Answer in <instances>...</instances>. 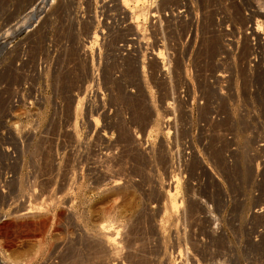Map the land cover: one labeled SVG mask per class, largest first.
Listing matches in <instances>:
<instances>
[{"label": "rangeland", "instance_id": "obj_1", "mask_svg": "<svg viewBox=\"0 0 264 264\" xmlns=\"http://www.w3.org/2000/svg\"><path fill=\"white\" fill-rule=\"evenodd\" d=\"M123 1L4 0L0 264H264L256 88L211 82L264 0Z\"/></svg>", "mask_w": 264, "mask_h": 264}, {"label": "built area", "instance_id": "obj_2", "mask_svg": "<svg viewBox=\"0 0 264 264\" xmlns=\"http://www.w3.org/2000/svg\"><path fill=\"white\" fill-rule=\"evenodd\" d=\"M3 5L4 0H0V28L4 25L5 19V17H3ZM246 20L247 22L245 25L237 27V30L223 33L224 41L215 62L217 74L212 75L211 82H228L226 86L231 89L230 87L232 85H235V87L238 86V78L235 77L232 79V73H239L242 71H247L249 73L247 76L250 77L247 79L246 84L249 86L253 85L256 88V97L254 98L256 101L255 103L253 102V106L250 108V110L255 111L254 127L256 130V139L254 140V144L249 148L258 153L256 155L257 161L255 165L259 178L260 174H263L264 168V22L259 28L256 17H247ZM165 63L166 62H163V66L167 71L169 65L167 63L165 66ZM221 89L223 88L221 87ZM250 91H246V97L249 98H246L247 100L253 99L251 96L253 92ZM220 116L223 117L218 110L213 108L212 116L210 117L212 125L218 123ZM171 120H168V122ZM232 134L234 135L226 132L227 139H224V149L227 151L225 160L226 163L230 165H237L240 163L239 161L237 162V153L241 151L243 147L235 139L236 134ZM261 170L262 172L260 173Z\"/></svg>", "mask_w": 264, "mask_h": 264}, {"label": "bare ground", "instance_id": "obj_3", "mask_svg": "<svg viewBox=\"0 0 264 264\" xmlns=\"http://www.w3.org/2000/svg\"><path fill=\"white\" fill-rule=\"evenodd\" d=\"M138 1H140V0H138ZM123 3H124V5H125V7L128 5V3H129V0H124L123 1ZM138 3V2H137ZM29 16H32L33 17V15H34V13H35V9H33L32 11H30V9H29ZM31 17V18H32ZM12 33V32H11ZM215 49V48H214ZM84 63V62H83ZM84 79V78H83ZM91 79V78H90ZM82 82V81H81ZM94 87V86H93ZM141 110V109H140ZM144 114V113H143ZM142 117V116H141ZM145 117V116H144ZM143 117V118H144ZM175 195V194H174ZM172 196V195H171ZM172 198H173V196H172ZM174 199V198H173ZM175 202V201H174ZM174 206L176 207V203H174ZM33 208V207H32ZM36 208V207H35ZM193 208V207H192ZM195 208V207H194ZM34 209V208H33ZM27 210V209H26ZM26 210H25V212H26ZM42 210V209H41ZM30 213H32V211L31 210H29L28 212H26V213H23V215L25 216V215H28V214H30ZM34 213V212H33ZM29 217V216H28ZM22 218V217H21ZM48 221H46L45 222V224L44 223H42V225H47L48 223H47ZM45 227V226H44ZM47 227V226H46ZM112 227V226H111ZM7 228V225H5V223L4 224H2V226H0V232H3L5 229ZM111 228L109 227V226H104L103 228H102V230H103V232L105 231L106 232V230H110ZM45 230V229H44ZM112 230L113 229H111L109 232H112ZM114 231V230H113ZM107 233L108 235H110L109 236V238L107 237V243L108 244H110L111 245V247H113V249L114 250H119L120 248H119V242H118V240H117V235H118V233ZM43 234V233H42ZM106 236V235H105ZM132 238V237H131ZM95 239H96V237H95ZM105 243H106V241H105ZM102 244V243H101ZM105 245H107V244H105ZM106 248V247H105ZM41 249V248H40ZM102 249V248H101ZM110 250V249H109ZM116 252V251H115ZM120 252V251H119ZM118 252V253H119ZM117 253V252H116ZM115 255V254H114ZM117 256V255H116ZM1 262V261H0ZM95 262V261H94ZM98 264V263H97Z\"/></svg>", "mask_w": 264, "mask_h": 264}]
</instances>
